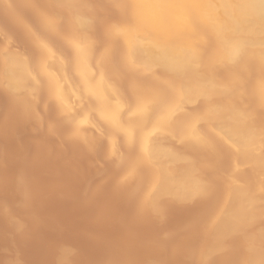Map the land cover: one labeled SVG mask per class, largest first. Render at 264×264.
Wrapping results in <instances>:
<instances>
[{"label": "bare ground", "instance_id": "6f19581e", "mask_svg": "<svg viewBox=\"0 0 264 264\" xmlns=\"http://www.w3.org/2000/svg\"><path fill=\"white\" fill-rule=\"evenodd\" d=\"M0 9L5 10L9 19L23 28L29 45L36 52L33 57H29L26 51L14 49L10 34L7 33L9 29L5 31L0 27V35L6 38L0 48V88L10 97H17L15 102H18L21 112L29 109L26 112L37 114L40 104L37 95L43 92L46 99L42 102L44 108L53 105L57 109L56 115L68 123L65 124V138H74L72 142L69 139L71 144L78 142L75 146L79 148L80 143L92 146L94 140L99 142L96 139L106 140L108 157H112L114 163L121 167L119 181L116 180L122 185L131 183L128 188L132 186L134 195L140 193V203L137 202L141 209L138 210L143 215L144 210L149 215L150 212L157 214L163 200H173L174 203L207 200L205 197L211 195L210 191L220 185L222 196L218 197L214 205H217L213 208L215 212L211 211L210 215L213 216L209 218L208 229L205 228L208 237H205L202 229L207 224H202L203 232L197 229L201 224L197 227L193 225L196 234L200 232L204 240L209 238L205 240L208 242L206 246V242L202 241L205 247L198 253L200 257L196 254L195 259L197 256L209 261L211 258L216 259L215 254L220 257V253L227 252L226 242L233 236L240 238L244 245L245 255L241 256V264H264V0H0ZM24 9L32 10L35 19L24 17ZM19 33L14 34L22 37V32ZM14 38L16 40V36ZM23 38L21 40L25 41ZM52 39L60 41L62 47L54 46L56 43L53 41L51 44ZM51 116L44 124H50L49 131H53L51 136H56L54 122L57 121H52L54 119ZM41 126L43 128V123ZM30 148L32 145L28 150ZM204 153L214 154L219 161L228 158L225 160L228 165L223 164L225 168L216 166L219 169L216 168V173L219 171L218 183L209 180L211 166H214L210 164L216 160L213 155V159H204V156L211 155ZM70 159H73L72 156ZM67 161L65 158V162L61 163L62 171L58 168L59 172L52 177H66V173L64 175L62 172L68 166ZM215 165H218L217 162ZM105 178L103 181H106ZM19 183L17 181L16 184ZM61 185L64 186L63 183ZM8 191L11 188L6 193ZM42 191L44 193L45 189ZM64 193V196L67 195ZM40 194L32 202L42 201L38 199ZM136 197H133L134 200ZM78 232L81 234V231ZM188 232L191 233V228ZM187 237L184 236L185 239ZM174 247H177L175 251L181 249L178 245ZM175 251L171 253L175 254ZM149 258L152 260L151 256ZM147 262L143 261V264L158 263Z\"/></svg>", "mask_w": 264, "mask_h": 264}, {"label": "rangeland", "instance_id": "374dc122", "mask_svg": "<svg viewBox=\"0 0 264 264\" xmlns=\"http://www.w3.org/2000/svg\"><path fill=\"white\" fill-rule=\"evenodd\" d=\"M25 11H27L28 14ZM22 12H24L23 16L26 17L27 19H30V20L35 19V13L32 10L24 9V11H22ZM30 12H31V14H29ZM6 15H7V13L5 10L0 11V21L3 18L1 23H0V25H1L0 27H2L5 31H7L9 29L7 31V33L10 34V37L12 39V47L14 49L16 48V50H20L21 52H23V50H24V52L26 51L25 53L28 54L29 57L30 56L33 57L34 54H36V52H34V47H32L31 44H30L31 47L29 48V46H30L29 42L30 41H28L29 39H28V37H26V35L24 33L25 31L23 30V28L20 25H17L13 20L9 19L8 15L7 16ZM10 23H12V25H10ZM12 26H14V27H12ZM18 28H19V30H17ZM13 29L17 30V32ZM19 31L22 32L21 35H22V37H24L23 39H25V41L28 39L27 40L28 42L21 40L22 37L19 36L20 35ZM14 33H18L19 35L18 34L16 35ZM23 33H24V35H23ZM14 35L16 36V40L14 38L15 37ZM12 36H14V37H12ZM0 37H1L0 38V44H1L0 48H1V46L5 44L6 38L2 35H0ZM14 41H15V43H14ZM17 41H20V42L23 41V43H20ZM51 41L56 43V44H54V46L57 45L59 48L62 47V44L60 41L58 42L54 39L50 40V42ZM24 43L28 44V45H26V46H28V49H27V47H25ZM17 44H19V45H17ZM51 44H52V42H51ZM22 46H24V47H22ZM31 48L33 50H31ZM27 51H28V53H27ZM32 51H33V53H32ZM164 88H166V87H164ZM38 94L39 95H37V96L40 100V104H39L37 110H39L38 112L41 115H39L37 110H36V112L39 115L38 117H40L39 118L40 119L39 121H41L40 125L39 124L37 125V122L39 123V121H37L38 117H37V114L35 112H31L33 115H31V113L29 111L26 112V110H29V109H25L24 112L23 111L21 112L22 109L18 108V106H19L18 102H15V101H17L16 100L17 97H10V95L7 94V92H5L3 89L0 88V124L2 123L0 125V134L1 135L3 134L2 136H4V137H2L0 135L2 137V138L0 137V167H1L0 172H2V173H0V186H1L0 187V208L2 207L0 209V210H2V211H0V225H1L0 226V233L3 231V233L0 234V237H1L0 238V264H60V263L61 264H63V263L64 264L65 263L66 264H125V263L126 264H133V263L139 264V262H140V264L141 263L143 264V261L146 262L147 260H148V262H151V261L152 262L155 261L156 263L158 262L157 264H174V263L175 264H183L184 262H185L184 264H193L194 261L196 262L194 264H199V262H201L200 264H202L203 262H204V264H227V263L228 264H237V262L240 261L241 256L245 255L244 245H243L241 239L238 238V239H240V240H238L236 237L232 236L226 242L227 244H229V246L226 244V246H227L226 251L232 252V253L229 254L224 249L223 251L226 253H223V252L222 253L226 254V255L224 257H222L223 254L220 253V257H222V258H220L219 255L215 254L216 256H214V257L217 260L211 258L212 259V260L210 259L211 261L210 260L209 261H203V260L198 258V257H200L199 256L200 254L198 255V253L201 252L202 249L206 246V244L208 243L206 241L209 238L205 239L206 240L205 241L204 237H203L204 235L202 236L200 232H199V234L198 233L196 234V232H195L196 227H197L196 225L199 226L201 224L199 228L197 227V229L198 230L200 229L201 232L205 231V232H203V234L208 233V231L206 232V230L208 229L209 220L212 218L210 216H213V214L210 215L211 211L213 213L215 212V210H213V208L214 207L216 208L217 205L216 206H214V205L217 204L216 201L219 200V198L222 196V194L220 193V191L222 192L220 185L218 186L220 189L215 186V188L211 190L212 192L210 191L211 195L208 194L209 196L205 197V198H207V200L205 198H204L205 200L202 199V201H200V199H199L198 202H197V200H193V201H191V203L189 202V200L187 202H175V203L173 200L172 201L171 200H165V201L163 200V202L160 203V205L162 207V208L160 207V210H162L163 212H161L159 210L160 213L158 212L159 214L157 213L158 214V216H157V214H152V212H150V215H149L148 214L149 212L144 210L143 211L145 213L144 214L145 216H144L138 210V208L141 209L139 207L140 206V204H139L140 200H138V199H140V198H138V196H140V193L138 195L137 194L134 195L133 194V193H135L134 190H133L134 192L132 193V190H131L132 186H130V188H128V186L131 183L130 184L125 183L124 185H122V184H119V182H117L118 174H119V171H121V167L119 165H117V163H114L112 157H108L109 154H107L108 151H107L106 140L96 139L99 142H96L94 140L95 144L97 143V145L94 146L95 145L94 144V145H92L94 147H92V146L87 144L88 146H90L89 149H88V146L85 145V143L84 144L80 143L79 148L76 147L78 142H76V144H75L76 146L74 145L75 142H73L71 144V142L74 138L71 139L69 137L67 140L66 139L67 136L65 134V131H67V125L65 126V124H68V123H66V121H64V119L61 120L60 116L58 117L56 115L57 109L53 105H51V104L46 105L49 109L46 106H45L46 108H44V106H43L44 103L42 104V102H45L44 101L45 94L43 92L38 93ZM29 104L30 103H28V106H29ZM52 107H54L55 110L53 109V111H52ZM4 109H5V111H4ZM50 112H52L53 114ZM49 114L53 115L54 118H52V116ZM18 115H19V120H18ZM29 116H30V118H29ZM50 116L52 119H54L52 121H57V122H54L55 123V129L54 130H56V136L52 135L53 137L51 136V133H53L52 129L50 130L52 132H50L49 128H48V127H50L49 126L50 124H47V125H46V123L44 124V121H46L47 118H50ZM10 117H11V119H10ZM14 117H16V118H14ZM12 119H14L15 123H13ZM1 120H4V121H1ZM8 120L9 121L11 120L12 122H8ZM27 121H31V122H27ZM25 122L28 125H26ZM33 123H35V124H33ZM42 123H43V128L41 126ZM52 124H53V122H52ZM36 125L38 126V128L36 127ZM26 126H28V127H26ZM52 126H54V125H52ZM44 127H45V129H44ZM36 128H37V131H35ZM23 129H25L26 131ZM63 131H64V133H63ZM35 132H37V133H35ZM13 133H14V135H13ZM59 133H61V134H59ZM64 134H65V136H64ZM47 137L50 139V141ZM61 137L63 138V141H62V139L60 140ZM3 138L6 139L7 141L4 140ZM69 139H71V142ZM26 140H27V142H26ZM66 140L70 144L67 145ZM44 141H45V143H44ZM74 141H75V139H74ZM28 142H29V144H28ZM35 143H37V144H35ZM34 144L36 146L38 145V147H36ZM60 144H61V146H60ZM101 144H102V147H101ZM31 145H32V148H30L28 150V148L31 147ZM68 146H69V148H68ZM97 146H99V147H97ZM91 147H92V149H91ZM96 148L97 149L99 148V149L97 150ZM71 149H72V151H71ZM86 150H88L89 152L88 151L86 152ZM91 151H92V153H91ZM104 151H105V153H104ZM5 152L7 154H5ZM21 152H23L24 154ZM34 153H36V154H34ZM66 154H68V155H66ZM104 154H105V156H103ZM208 154L210 155L211 153H208ZM208 154L204 153V155H208ZM4 155H5V157H4ZM21 155L23 156L22 158H21ZM106 155L108 158L106 157ZM212 155H213L214 160H216L214 154H211L210 156H206V157L204 156V159L207 157L209 158ZM36 156H38L39 158ZM71 156L73 159H70ZM32 158H33V160H32ZM65 158L68 159V161H67L68 166L66 165L68 168L64 167L65 169L63 168L62 173L63 174L66 173V177L62 178V179L61 178L55 179L54 177H52V175H54L56 172H59V170L62 171L61 170L62 169L61 163L63 164L65 162ZM213 158L211 157V159H213ZM2 159H3V161H2ZM222 159L224 161L228 160L227 157H224ZM222 159L220 160L221 162L219 160L214 161L213 162L214 164H212V162L209 160L211 162L210 165H214L213 167L211 166V170L209 169L211 171V172H209V174H210L209 180L214 184L218 183V180H219V176H218L219 171L216 173L217 169L220 167L219 165H222V166H224L225 164L228 165V162L227 161L224 162ZM15 160H16V162H15ZM4 161H7V162H4ZM9 161H10V163H9ZM70 162H71V164H70ZM216 162L218 165H215ZM3 163H5V164H3ZM33 164L35 165L34 167L32 166ZM79 164H80V166H79ZM210 165H209V168H210ZM115 166H117V167H115ZM216 166L217 167L219 166V167L217 168ZM21 167L25 171V173L21 169ZM31 167H32V169H31ZM58 168H59V170H58ZM212 168H214V169L217 168V169L214 170ZM220 168H222V167H220ZM223 168H225V166ZM65 170H66V172H65ZM4 172H5V174H4ZM16 172L19 173L20 177L19 176L16 177L18 175V173H16ZM11 174H16V175L12 176ZM24 174L26 176H24ZM41 174H42V176H41ZM108 174L111 177H109ZM10 175H11V177H10ZM21 175H22V177H21ZM27 175L29 177H27ZM106 175L109 178H107ZM23 176L26 179H24ZM114 176H116L117 178ZM11 178H12V181L10 180ZM27 178L30 180H28ZM52 178H54L55 180ZM103 178H105L106 181H103L104 180ZM64 179H66V180L63 181ZM109 179H111V181H109L110 183L108 182ZM4 180H6V181H4ZM60 180H62V181L60 184H58L60 182ZM17 181L20 182L21 184L20 183L16 184ZM31 181H33V182H31ZM102 181L104 182V184ZM106 182H108V183H106ZM2 183H3V185H2ZM35 183H37V184H35ZM62 183L64 184V186L61 185ZM97 183L99 185H97ZM110 184H111V186H110ZM21 185H22V187H21ZM32 185H34V186L32 187ZM96 185H97V187H96ZM125 185H127V186H125ZM91 186H92V188H91ZM28 187H30V189ZM34 187H36L37 189H35ZM40 187L42 189H40ZM60 187H61V189H60ZM10 188H11V191H8V193H6V191L9 190ZM31 188H32V190H31ZM58 188H59V190L56 191L55 189H58ZM44 189H45V191L43 193L42 190H44ZM118 189H120V190H118ZM128 189H130V190H128ZM28 190L31 192H29ZM20 191H22V192H20ZM64 191H65V193H64ZM61 192H62V194H61ZM1 193H2V195H1ZM33 193H35V194H33ZM38 193H41L44 195L43 196L40 194L41 197L40 196H39V198L37 197L39 200L41 198L42 201H38V202L35 201L36 203L34 201L32 202V200H36L35 198L38 195ZM63 193L67 194V195L64 196ZM132 194H133V196H132ZM131 197L132 198L136 197L137 198V199H135L136 201L134 200V198L132 199ZM130 199L132 201H130ZM29 200H30V202L28 203ZM137 200L139 201V203L137 202ZM134 201L137 202V205ZM7 203H8V205H7ZM44 203H46V204H44ZM171 203L173 205L174 204L176 205L178 203L179 206H178V204L176 206L175 205L173 206ZM30 204H34V206L30 205ZM169 204L172 206H170ZM197 204H198V206H197ZM39 205H41V207H39ZM62 205H64V206H62ZM181 205H183V206H181ZM25 207L27 208L28 212H26ZM34 207L37 209H35ZM3 209H5L6 211H4ZM14 210H16L15 213H14ZM111 210H113V212ZM136 210H138L139 212ZM109 211H111V212H109ZM134 211L137 214L138 213L139 214L136 215ZM37 213H39V214H37ZM103 214H104V216H101ZM134 214L136 215V217L134 216ZM3 215H4V217H3ZM7 215L9 216V219H8ZM93 215H95V216H93ZM98 215L102 218V221H101V218L98 219V217H99ZM105 215L106 216L108 215V216L106 217ZM37 216H38V218H37ZM125 216H126L127 220H126ZM143 216L145 217V219ZM104 217H106L105 218L106 222L104 221ZM109 217L112 219H110ZM129 218H130V220H129ZM133 218H135V220ZM153 218H155V219H153ZM6 219L8 220V222ZM36 219H38V220L35 221ZM107 219H109L110 221L109 220L107 221ZM131 219H133V220L131 221ZM147 219L148 220L150 219V221H147ZM128 221H130V224ZM125 222H127V223H125ZM39 223H41V224H39ZM17 224H19V226ZM186 224H188L187 227L190 224L189 228H187L185 226ZM202 224H203V226L205 224H207V227L204 226V228H202L203 227ZM6 225L9 227H7ZM48 225H50V226H48ZM193 225H195L196 227ZM46 226H48V227H46ZM40 227H42V228H40ZM125 227H129V228H125ZM130 228H132V229H130ZM190 228H191V233L188 232V231H190ZM193 228H195V229H193ZM201 228L203 229V231ZM205 228H206V230H205ZM124 229H126V231ZM183 229H185V231L187 229L186 232H188V233H186ZM7 231H10L11 233L10 232L7 233ZM78 231H81V234ZM122 231L123 232L125 231V233H121ZM116 232H117V234H116ZM184 233H186L184 235L185 237H187V235H190V237L191 236H193V237L192 238L187 237L188 239H185L184 236H182V234H184ZM4 234H8V235H6L7 237L4 236ZM72 234H74V235H72ZM76 235H78V236H76ZM124 235H126V236H124ZM199 235L202 236V237L200 236V239L202 238L201 242L204 240L206 243L200 242ZM206 235L207 234H205V237L207 238L208 236H206ZM118 236H120V237H118ZM181 236H182L183 240H181ZM151 239H155V240H151ZM159 239L162 241L163 240H166V241L160 242ZM198 239H199V242H198ZM169 240H170V242H169ZM171 241L173 243H171ZM167 242L170 244H168ZM174 242H175V244H174ZM238 242L239 243L241 242L240 245H242L241 247L243 249H241V247H239L240 245ZM155 243H157V244L159 243V244L157 245ZM185 243H187V244H185ZM203 243L205 244V246ZM61 244L65 245L66 247L62 246ZM165 244H166V246H165ZM173 244L176 246L178 245V248H181V249H176V251H175V248H177V247L173 248V246H174ZM196 244L198 245V247ZM199 244H200V246H199ZM159 245H160V247H158ZM153 246L157 247V248H154ZM163 246H164V249H163ZM201 246H202V248L200 249ZM161 247H162V249L160 250ZM114 248H115V251H114ZM172 248H173V251H175L174 252L175 254L171 253V252H173L171 250ZM47 249H48V252H47ZM63 249H64V251H63ZM107 249H108V251H107ZM111 249H112V251H111ZM116 249H117V251L119 249V251L116 252ZM146 249H147V252H146ZM158 249H159V251H158ZM193 249H194V251H193ZM199 249H200V251H199ZM196 251H197V253H196ZM233 251H235V252H233ZM242 251H244V252H242ZM166 252H168V253H166ZM162 253H163V255H162ZM233 253H234V256H233ZM237 253H238V255H237ZM165 254H169V256L165 255ZM196 254L198 257L196 256V259H195ZM231 254H232V256H231ZM240 254H242V255H240ZM157 255H159L160 257H158ZM112 256H116V257H114L115 259L112 258ZM150 256L152 257V260H151V258H149ZM153 256L156 258H153ZM161 256H163V257H161ZM41 257H43V258H41ZM157 258H158V260H157ZM166 258H167V260H166ZM224 258H225V261H224ZM228 258L230 260L234 259V261H228L229 260ZM127 260L131 261V262H128ZM160 260H162V261H160ZM164 260L168 261V262H165ZM132 261H133V263H132ZM223 261H224V263H223ZM144 264H146V263H144ZM239 264H241V263L239 262Z\"/></svg>", "mask_w": 264, "mask_h": 264}]
</instances>
